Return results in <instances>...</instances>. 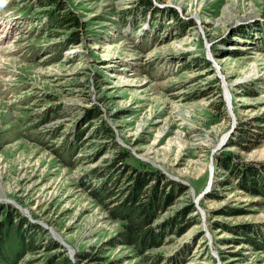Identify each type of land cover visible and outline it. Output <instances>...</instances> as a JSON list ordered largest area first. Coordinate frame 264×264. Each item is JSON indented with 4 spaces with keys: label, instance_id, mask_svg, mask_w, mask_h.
Here are the masks:
<instances>
[{
    "label": "rangeland",
    "instance_id": "rangeland-1",
    "mask_svg": "<svg viewBox=\"0 0 264 264\" xmlns=\"http://www.w3.org/2000/svg\"><path fill=\"white\" fill-rule=\"evenodd\" d=\"M7 1L0 0V227L14 209L22 219L0 236V251L19 250L20 233L34 223L41 248L19 264H63L64 257L71 264H264L255 238L264 233V0H151L158 11L147 17L160 28L149 51L137 42L148 27L140 0H59L79 26L53 38ZM173 10L184 28L168 16ZM53 46H61L57 59ZM92 106L120 146L188 183L154 223L179 217L188 198L195 210L160 246L138 252L123 244L121 222L83 188V174L112 154L91 138L97 122H84ZM55 110L60 118L24 131ZM75 127L85 131L75 157L101 155L72 168L53 148ZM250 133L259 145L247 149ZM224 161L248 166L241 186Z\"/></svg>",
    "mask_w": 264,
    "mask_h": 264
},
{
    "label": "trees",
    "instance_id": "trees-1",
    "mask_svg": "<svg viewBox=\"0 0 264 264\" xmlns=\"http://www.w3.org/2000/svg\"><path fill=\"white\" fill-rule=\"evenodd\" d=\"M139 3L141 4L139 8L142 9L144 15L150 13L155 16L154 10H158L153 7L151 0H140ZM6 4L7 8L12 10L20 19H29L31 22H34V24H38L37 28H39L40 33L47 31V38H53L54 34H57L56 30L64 29L66 26H69L71 30L79 26L78 16L68 9L62 8L63 5L59 0H37L36 3L28 0H8ZM37 6H49L50 10L44 13L41 11L42 14L39 11H32L38 8ZM62 9L64 11H62ZM165 13L167 14V11H165ZM176 14L177 13L173 10L169 12L168 16L174 21L175 26L184 28L182 20ZM31 22L29 23L30 27ZM150 26L149 30L141 31L142 35L139 38V45L145 46L143 51L150 50L154 39L157 38V32L160 28L156 26V22L152 18L150 20ZM72 40H77V37H74ZM63 45L65 46V43H63ZM52 50H54L53 58L57 59L60 57L61 46H53L51 51ZM59 113V111L55 110L46 116L38 115L40 121L35 124H25L24 131H27L29 128H39L44 122L60 118ZM83 114L85 123L97 122L93 124L94 127L91 131V138L102 140L105 146L103 150L105 152L111 150L112 154L110 158L104 160V164L95 165L88 169L80 179L83 188L94 200L106 209L108 216L113 220L121 222L123 228L119 234L121 242L134 247L138 252H144L163 244L164 237L168 234H176L184 230L186 227L178 230L182 223L185 222L183 215L186 212L191 213L195 210L190 198H188L189 204L187 208L178 214L179 217L176 219L170 221L169 219H165L158 224H155L154 221L158 214L169 207L178 196L187 194L188 185L169 178L163 170H160L157 166L136 158L126 148L120 146L115 139L112 127L101 118V111L98 107H89L84 110ZM250 134L252 138H250V136L245 138V140L249 142V147H245L247 149H252L259 145V142L254 139L256 134ZM26 136L28 138L30 137L29 135ZM84 136L85 131L82 128L79 129V127H75L73 131L65 135V139H61L60 143L53 148V153L62 163L72 168L76 165L77 161H83L84 163L92 162L91 160L101 155L100 152L97 153L93 159L85 156L75 157L84 149V144L81 143ZM31 140L37 142L41 141L37 135H34ZM227 158L228 156L224 157V159ZM232 166L233 164L231 161H224V167L232 172L235 180L237 179L238 185L241 186L239 181L240 179H244L242 178L241 171L243 168L247 170L248 166L242 164L239 169H233ZM243 184L244 183H242V187L245 188ZM246 190L252 194L258 192L250 188ZM1 207L2 206H0V210L2 209ZM17 212L18 211L14 209L12 214L8 216L9 219L6 225L0 227V236H2L3 239L8 234L7 229L12 220H14V218H18L19 220L22 219L21 214ZM29 224H31L29 229H21L22 232L19 235V250L9 252L4 248L1 249L0 264H19V261L24 255L35 253L41 248L42 243L35 237V235L40 232L41 228L34 223ZM255 238L259 242V248L264 250V233L257 232ZM62 261L63 264H71L67 257H64ZM154 262L152 264H154Z\"/></svg>",
    "mask_w": 264,
    "mask_h": 264
},
{
    "label": "water",
    "instance_id": "water-1",
    "mask_svg": "<svg viewBox=\"0 0 264 264\" xmlns=\"http://www.w3.org/2000/svg\"><path fill=\"white\" fill-rule=\"evenodd\" d=\"M143 160H145L144 158H142ZM159 167V166H158ZM164 173L169 177V178H172V179H174V180H178V181H180V182H182V183H184L185 185H188V183L186 182V181H184V180H181L180 178H177V177H175V176H172L171 174H168V173H166L165 171H164ZM209 178H210V180H211V178H212V169L210 168V175H209ZM209 184H210V182H209ZM191 191H192V188H191ZM196 200H197V197H196ZM23 211H25L24 209H22ZM51 231V230H50ZM52 234H53V232H51ZM59 241H60V243L62 244V245H64V246H66L67 247V245L63 242V241H61L60 239H58Z\"/></svg>",
    "mask_w": 264,
    "mask_h": 264
}]
</instances>
